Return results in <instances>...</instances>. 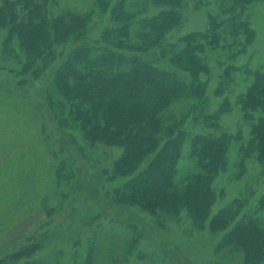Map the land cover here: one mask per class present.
<instances>
[{"label":"trees","instance_id":"trees-1","mask_svg":"<svg viewBox=\"0 0 264 264\" xmlns=\"http://www.w3.org/2000/svg\"><path fill=\"white\" fill-rule=\"evenodd\" d=\"M258 1L91 0L79 8L0 0V74L41 95L40 145L59 202L75 190L77 173L93 177L103 204L126 209L123 218L107 219L131 231L126 257L147 256L135 245L146 218L166 230L185 213L198 234L221 233L215 252L227 251L215 264L236 253L241 264H264V194L253 200L243 191L212 211L225 195L216 183L235 165L232 157L241 159L232 175L252 159L256 184H264V68L237 64L256 39L247 9ZM235 77L243 84L236 92ZM23 99L0 90V114ZM177 104L183 107L175 112ZM235 111V125L224 124L223 115ZM92 206L85 215L69 208L66 218L105 220ZM43 232L12 251L8 264L35 254Z\"/></svg>","mask_w":264,"mask_h":264},{"label":"rangeland","instance_id":"rangeland-1","mask_svg":"<svg viewBox=\"0 0 264 264\" xmlns=\"http://www.w3.org/2000/svg\"><path fill=\"white\" fill-rule=\"evenodd\" d=\"M58 1L62 6L75 5L86 8L91 0ZM247 10L248 21L256 32V39L248 46L246 53L239 56L237 64L248 62L252 67L263 65L264 68V0L252 4ZM201 20L200 16L194 23L199 24ZM238 81L237 83L235 77L232 88L234 92L242 88V82ZM25 88L16 86L14 76L7 73L0 74V90L3 93L13 95L14 92L25 98L23 99L25 102L22 101L23 105L21 104L17 110L13 108V111L6 110L0 114V263L5 261L8 264L9 254L36 239L33 236L36 231H44L41 236L43 246L28 260H21L22 264L27 261L33 264H95L94 262L113 264L111 262L114 258L118 260L114 264L219 262L220 253L227 251L224 247L220 249V253L215 252L221 233L211 236L198 234L191 225V219L185 213H182L178 219L173 218L166 230H161L151 219L146 218L145 232L141 233L135 228L140 234L139 240H135V245L139 246L142 253L147 256L143 255V260H139L140 262L134 259V256L126 257L125 243L129 241L128 234L130 236L131 231L127 230L125 225L107 220L110 216L116 218L121 215L123 218L126 209H118L109 202L103 204L102 195L93 177L82 179L77 173L74 194L72 192L68 200L60 203L59 193L56 192L52 173L49 171L51 166L49 156L40 145L39 123L44 118L41 95L33 94L32 90ZM182 107V104H177L174 107L175 112L180 111ZM238 118L237 111L232 114L225 113L223 123L232 126ZM247 130L244 126L245 137H248ZM237 151L236 147L232 150L234 153ZM238 158L240 157H232L235 165L232 166L230 163L222 178H218L216 184L224 189L225 195L213 204V212L243 191L252 192L253 200L264 194L262 181L256 184L260 175L256 174L258 165L254 160L245 161V170L239 177L232 175L231 169L241 160ZM90 204H94L92 210L97 209L96 206L101 209L105 220L101 222L98 220L97 224L94 219L91 224V221H88L89 225H87L84 221L82 224L74 221L70 223L71 220L66 218L65 214L69 208H73L72 215H85L90 211L87 210ZM187 227L189 229H186ZM56 228L62 230H55ZM54 231H59L58 235L53 236ZM81 234L89 238L87 241L86 237L84 241L81 240L75 249L73 237L79 238ZM150 236L152 243L148 238ZM225 259L228 262L224 264H241L242 255L236 253L232 256V260Z\"/></svg>","mask_w":264,"mask_h":264}]
</instances>
